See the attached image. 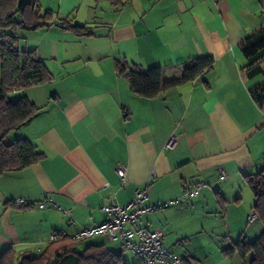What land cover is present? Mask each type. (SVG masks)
<instances>
[{"label":"crops","instance_id":"crops-1","mask_svg":"<svg viewBox=\"0 0 264 264\" xmlns=\"http://www.w3.org/2000/svg\"><path fill=\"white\" fill-rule=\"evenodd\" d=\"M38 6L50 12L48 26L20 31L16 46L34 51L50 79L9 95L26 97L39 111L8 140H27L41 158L0 175V258L7 251L37 258L51 232L71 236L99 225L107 219L102 206H125L145 190V205L175 203L144 215L140 227L163 230V247L184 264H249L250 255L224 251L261 234L258 218L247 222L254 198L245 177L264 170V104L252 96L254 88L264 92V53L251 63L240 43L264 30V0H38ZM62 20L86 26L87 35L62 29ZM204 56L213 58L211 69L151 99L134 94L116 66L160 67L170 82L183 76L187 60ZM199 184L205 187L195 197H184ZM18 198L33 206L16 210L11 202ZM46 198L57 207L38 209ZM110 244L95 236L78 246L104 245L118 254Z\"/></svg>","mask_w":264,"mask_h":264},{"label":"trees","instance_id":"trees-1","mask_svg":"<svg viewBox=\"0 0 264 264\" xmlns=\"http://www.w3.org/2000/svg\"><path fill=\"white\" fill-rule=\"evenodd\" d=\"M50 20V12L41 14L38 0H0V175L25 169L41 158L27 140H8L12 131L27 124L39 111L26 97L11 101L9 95L49 81L50 74L44 62L36 57L34 51L19 52L16 42L20 31L47 27ZM58 26L76 36L87 35L86 26L73 25L66 20ZM240 48L244 57L253 63L257 55L264 53V30L244 38ZM213 63L211 56L189 59L183 66V76L170 82L163 80L160 67L143 72L137 68L130 69L126 63H117L116 66L118 74L127 79L134 94L151 99L179 83L196 80L204 71L211 69ZM252 96L259 106L264 104V92L260 87L252 90ZM245 181L253 194V211L262 225V232L253 242L239 241L224 253L233 256L236 252L243 259L250 255L249 264H264V170L246 176ZM80 242L59 240L49 244L37 258L26 253L17 256L15 252L7 251L1 256L0 264H126L120 254L104 245H88L78 252L76 248Z\"/></svg>","mask_w":264,"mask_h":264},{"label":"built area","instance_id":"built-area-1","mask_svg":"<svg viewBox=\"0 0 264 264\" xmlns=\"http://www.w3.org/2000/svg\"><path fill=\"white\" fill-rule=\"evenodd\" d=\"M175 139V136H171L166 147H171ZM261 167L264 169V155H262ZM125 172L122 167L118 170V174L123 179V184L125 183ZM225 177V173L219 171V180H224ZM203 187H205L204 184H199L191 190H186L184 197H195ZM147 200L148 194L145 190H136L131 201L125 206H120L117 202L102 206L101 211L107 216L103 223L92 227H82L71 236L65 231H53L50 233L48 241L51 244L63 239L83 241L95 236H105L109 242L118 243L123 250L135 255L139 259V264H184L180 258L163 247V230L141 228L139 225V221L144 215L165 209L175 202L145 205ZM11 205L16 210H26L33 206L23 198L12 200ZM36 206L40 210L57 207L50 198L38 202ZM63 213L64 215L67 214V212ZM256 219L257 215L254 211L247 216L249 223Z\"/></svg>","mask_w":264,"mask_h":264},{"label":"rangeland","instance_id":"rangeland-1","mask_svg":"<svg viewBox=\"0 0 264 264\" xmlns=\"http://www.w3.org/2000/svg\"><path fill=\"white\" fill-rule=\"evenodd\" d=\"M18 38H19L18 43H21L22 39L20 38L19 34H18ZM139 223H140V221H139ZM258 231H259L258 233H261V231H262V225L261 224H259ZM84 242H83V244H84ZM110 245H111L112 250L117 251L118 254L121 255L122 259L124 260V262L126 264H139V259L135 255H133L131 252L123 250L118 243L113 242ZM76 251L81 252L82 251L81 246H77Z\"/></svg>","mask_w":264,"mask_h":264}]
</instances>
